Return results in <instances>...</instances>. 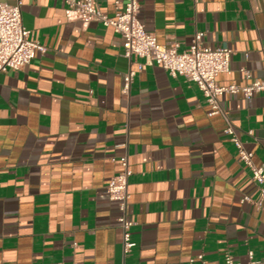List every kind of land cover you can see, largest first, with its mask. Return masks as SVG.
Returning <instances> with one entry per match:
<instances>
[{
  "label": "crops",
  "instance_id": "crops-1",
  "mask_svg": "<svg viewBox=\"0 0 264 264\" xmlns=\"http://www.w3.org/2000/svg\"><path fill=\"white\" fill-rule=\"evenodd\" d=\"M138 1L160 44L187 50L202 31L233 50L218 84L264 80V0ZM93 2L114 16L125 0ZM22 16L46 49L0 72V264H251L250 251L264 264V197L197 84L153 64L124 92L123 73L143 59L123 55L113 27L84 23L65 0H24ZM219 99L264 166V90ZM123 155L128 252L106 192Z\"/></svg>",
  "mask_w": 264,
  "mask_h": 264
},
{
  "label": "built area",
  "instance_id": "built-area-1",
  "mask_svg": "<svg viewBox=\"0 0 264 264\" xmlns=\"http://www.w3.org/2000/svg\"><path fill=\"white\" fill-rule=\"evenodd\" d=\"M69 12L75 13L84 23L97 20L105 26H111L123 38V55L132 60L142 58L138 68L130 67L123 73V91L130 89L137 71L145 65H161L171 76H184L193 81L203 93L212 113H221L226 120L225 133L237 149L238 160L250 170L252 179L259 185L261 198L264 197V166L257 165L254 153L248 150L244 141L229 120L228 113L222 109L220 96L224 93H242L251 97L255 92L264 90V80L255 79L246 85H220L217 76L230 71L233 50L229 47H212L203 41V32L197 31L190 47L180 51L177 44H160L155 33L148 31L139 19V1L125 0L122 8H118L114 16H109L95 6L93 0H65ZM24 0H13L12 3L0 2V72L19 70L29 64L36 51H44L46 47L37 40L30 38L31 31L24 25L22 7ZM121 169L112 176L106 186L110 199L118 203L120 216L119 226L123 232L124 251L128 252L136 246L131 228L134 222L129 218V179L133 173L129 158L123 155L119 158ZM243 201L254 202L261 206V200L253 201L245 195ZM250 263L253 251L249 252ZM202 257V256H201ZM59 264H65L59 262ZM68 264H77L72 261ZM225 264H244L228 255Z\"/></svg>",
  "mask_w": 264,
  "mask_h": 264
}]
</instances>
